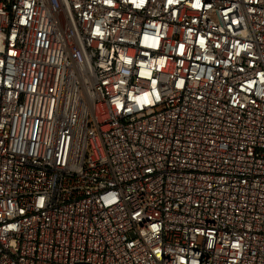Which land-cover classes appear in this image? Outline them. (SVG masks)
Segmentation results:
<instances>
[{
  "label": "built area",
  "instance_id": "obj_1",
  "mask_svg": "<svg viewBox=\"0 0 264 264\" xmlns=\"http://www.w3.org/2000/svg\"><path fill=\"white\" fill-rule=\"evenodd\" d=\"M0 264H264V0H0Z\"/></svg>",
  "mask_w": 264,
  "mask_h": 264
}]
</instances>
